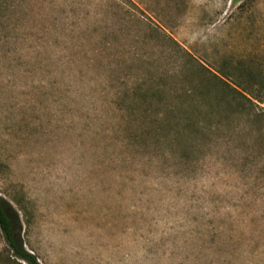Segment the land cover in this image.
Instances as JSON below:
<instances>
[{
  "label": "rangeland",
  "instance_id": "1",
  "mask_svg": "<svg viewBox=\"0 0 264 264\" xmlns=\"http://www.w3.org/2000/svg\"><path fill=\"white\" fill-rule=\"evenodd\" d=\"M0 197L40 264H264V0H0Z\"/></svg>",
  "mask_w": 264,
  "mask_h": 264
},
{
  "label": "trees",
  "instance_id": "2",
  "mask_svg": "<svg viewBox=\"0 0 264 264\" xmlns=\"http://www.w3.org/2000/svg\"><path fill=\"white\" fill-rule=\"evenodd\" d=\"M167 36V35H166ZM172 39V38H170ZM172 41L178 45V43L172 39ZM179 46V45H178ZM184 55L191 58V54L184 50ZM229 94L232 96V100L240 101L238 95H241L244 99H248L246 95L241 94L236 88L228 86ZM188 94H192V90L187 91ZM165 120V117H162ZM188 120V119H183ZM0 227L4 233L6 243L9 250L12 252V256L17 260L24 262L25 264H40L35 254H32L24 247V240L22 237V222L19 213L15 210L12 204L6 199L0 197ZM19 263V262H18ZM22 264V263H20Z\"/></svg>",
  "mask_w": 264,
  "mask_h": 264
}]
</instances>
